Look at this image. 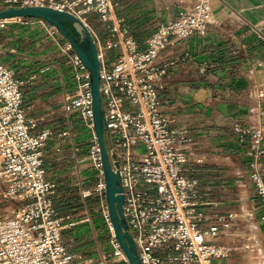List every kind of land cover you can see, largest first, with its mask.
Returning a JSON list of instances; mask_svg holds the SVG:
<instances>
[{
  "label": "built area",
  "instance_id": "obj_1",
  "mask_svg": "<svg viewBox=\"0 0 264 264\" xmlns=\"http://www.w3.org/2000/svg\"><path fill=\"white\" fill-rule=\"evenodd\" d=\"M7 7L65 11L87 29L99 67L103 142L109 164L112 167L113 161L117 163L123 218L138 264H212L213 260L225 259L232 250L248 252L245 246L217 243L237 216L228 212L209 220L203 209L216 203L208 199V191L198 188L192 174L193 164L201 160L189 161L191 138L185 128L173 124L164 110L166 102L158 95L166 71L189 58L185 52L159 62L160 53L171 40L205 37L210 19L206 2L198 0L179 11L172 21L157 25L142 48L123 19L116 16V4L111 0H0V10ZM88 15L94 16L98 32L89 26ZM20 19H0V30ZM34 21L56 46L55 61L41 66L40 72L64 66L65 75L58 80V87H65L61 111L91 136L81 161L87 162L96 183L79 195L97 197L105 240L89 255L62 243V231L77 222L57 216V187L47 179L43 168L44 148L51 133L39 125L52 112L29 117L22 82L12 69L0 63V184L4 188L2 199L18 204L9 215L0 217V264H129L115 240L104 200L88 72L65 40L56 42L57 32L52 26ZM13 53L14 49L0 45V57ZM246 103L244 117L232 123L231 130L243 148L246 178L259 208L256 220L264 224V83H251ZM51 151L58 152V148ZM245 218L252 220L255 215L249 211ZM78 222L88 223L89 216Z\"/></svg>",
  "mask_w": 264,
  "mask_h": 264
},
{
  "label": "crops",
  "instance_id": "obj_2",
  "mask_svg": "<svg viewBox=\"0 0 264 264\" xmlns=\"http://www.w3.org/2000/svg\"><path fill=\"white\" fill-rule=\"evenodd\" d=\"M111 1L116 4V16L123 19L134 41L139 48H142L145 39L157 25L172 21L179 11L187 9L198 0ZM204 2L210 11L205 37L186 41L171 40L159 55V62L167 61L174 56L181 57L185 52L189 54V58L166 71L158 95L166 102L164 110L172 118L173 124L185 128L191 138L189 161L193 163L196 159L201 160L200 163L193 164V167L208 162L213 164L215 160L212 155L220 154L221 164L229 168L233 159V150L230 149L236 148L237 144L231 125L244 117L247 105L246 94L251 83H264V0H205ZM87 20L98 32L99 27L94 16L88 15ZM3 30H0L3 31L0 33L2 35L0 45L4 49H14V53L0 57V63L10 69L15 68L12 69L13 72L25 86V89L21 90L22 93L28 91L26 96L23 94V99L29 111L34 113L32 117L38 116L33 108L36 101L41 99L44 88L47 87V84H43L46 82V74L53 75L52 88L58 90L56 95L59 94L62 102L65 87H58V80L64 76V66L61 64V69L58 66L57 69L40 72L41 66L55 61V42L46 36L34 19L15 20ZM57 38L58 36L55 35V39ZM41 101L42 105H45L44 111L51 110V100ZM233 137L234 141L231 140ZM237 146L239 151L237 154L242 156L241 164H244L240 173L245 175L238 185L241 194L239 196L241 204L238 207L240 212L239 215L234 214L238 223L232 222L229 231L224 232L225 234L217 239V243L232 246L239 241L238 238L243 239V235L247 236L248 232H252L254 235H250V238L255 237V239L246 238L243 241L255 242L252 246L254 249L258 248L264 258V224L256 220L258 203L252 195L251 184L246 178L243 148L238 144ZM261 164L264 181V160ZM200 190L208 191V199L218 204L210 198L208 188ZM225 211L208 210L209 220L213 219L214 215L228 213ZM249 211L255 215L252 220L245 218V214ZM248 223L252 224L250 231L247 227ZM237 226L240 227L238 230L233 228ZM244 248L249 252L244 257L251 264L262 263L252 256L255 250L251 246ZM212 264L239 263L225 258L213 260Z\"/></svg>",
  "mask_w": 264,
  "mask_h": 264
},
{
  "label": "rangeland",
  "instance_id": "obj_3",
  "mask_svg": "<svg viewBox=\"0 0 264 264\" xmlns=\"http://www.w3.org/2000/svg\"><path fill=\"white\" fill-rule=\"evenodd\" d=\"M86 18H88V16H86ZM89 26L94 30L93 25ZM3 31H0V33ZM1 36L2 35H0V37ZM57 36L56 42H62L64 40L58 33ZM57 62H60V60H57ZM60 67L61 64L59 65V69H61ZM12 69L15 70V68ZM62 71L63 70H61V72ZM52 76L53 75H45L46 82H43V84H47V87L44 88L41 99L36 101L35 108H33V111L36 110L38 115H43L47 113L48 110L44 111L45 105H42L41 100H51L50 111L52 114L45 118L44 122L39 125V127L48 128L51 133L50 139L44 148L43 168L47 179L57 187V199L55 201L57 216L62 218L63 221H65L64 217L67 216L68 222H77L73 227L62 231V243L70 244L73 249L83 254H94L99 247H102V243L105 240L104 232L99 222L97 209L98 199L95 195L87 196L86 198H89L91 201V204L87 205L85 198L79 195L80 191L87 190L96 183L94 174H92L87 162L81 161L82 158L86 157V148L91 136L79 123L71 122L70 116L64 115L61 111V97L59 94L56 95L58 90L52 88ZM20 88L21 90L25 89V86L22 85ZM26 93H28L27 90L23 91L24 96H26ZM26 101L27 100H25V102ZM33 114L32 111H28L29 117H32ZM65 132H67V134L62 136V133ZM231 140L234 141V137ZM226 141L229 142V140ZM56 147L58 148V152H52L51 150ZM235 147L236 148L231 147L230 149L233 150V159L231 160L232 164L229 168L221 164L222 155L220 154L212 155L214 156L213 160H215L213 164H209L208 162L207 164L193 167L192 174L198 181V188H208L210 190V198L218 202L215 207H211L212 209L210 207L203 209L206 215H208V210L211 212H223L226 210L225 212L239 215L240 211L238 207L241 204L239 196L241 194L238 185L245 175L240 173L242 170L241 167L244 166V164H241L240 157L242 156L237 154L239 152L237 144ZM3 190L4 188L0 184V217L9 215L15 207H18V204L2 199ZM256 208H258V206ZM257 213H259V210ZM85 216H89V222L79 223L78 221ZM235 223H238V221ZM247 227L250 231L252 229V224L248 223ZM233 228L238 230L240 227L237 226ZM224 234L225 233H223V235ZM248 235L249 237H247ZM248 235H243V239L238 238L239 241L235 242L232 247L249 245L254 249L252 245L255 244V242H251V240L250 242L243 241L246 238L255 239V237L250 238V235H254L252 232H248ZM254 250L255 252H253L254 255L252 256L258 258L262 262L261 264H264L262 253L258 248ZM234 251L236 250H232L227 255L226 259L233 260L239 264H251L244 257L248 255L249 252Z\"/></svg>",
  "mask_w": 264,
  "mask_h": 264
},
{
  "label": "water",
  "instance_id": "obj_4",
  "mask_svg": "<svg viewBox=\"0 0 264 264\" xmlns=\"http://www.w3.org/2000/svg\"><path fill=\"white\" fill-rule=\"evenodd\" d=\"M38 19L52 26L69 44L74 54L88 72L91 100V121L93 134L99 151L104 183V200L115 240L129 264H138L135 247L128 234L122 213V188L119 183L117 163L109 164L106 154L103 131V112L98 94V61L95 47L85 26L73 15L49 7H7L0 10V19ZM113 159V155L110 156Z\"/></svg>",
  "mask_w": 264,
  "mask_h": 264
},
{
  "label": "trees",
  "instance_id": "obj_5",
  "mask_svg": "<svg viewBox=\"0 0 264 264\" xmlns=\"http://www.w3.org/2000/svg\"><path fill=\"white\" fill-rule=\"evenodd\" d=\"M85 201H86L87 205L91 204V201L89 198H85Z\"/></svg>",
  "mask_w": 264,
  "mask_h": 264
},
{
  "label": "bare ground",
  "instance_id": "obj_6",
  "mask_svg": "<svg viewBox=\"0 0 264 264\" xmlns=\"http://www.w3.org/2000/svg\"><path fill=\"white\" fill-rule=\"evenodd\" d=\"M205 1V0H204ZM214 1V0H213ZM210 4V3H209Z\"/></svg>",
  "mask_w": 264,
  "mask_h": 264
}]
</instances>
